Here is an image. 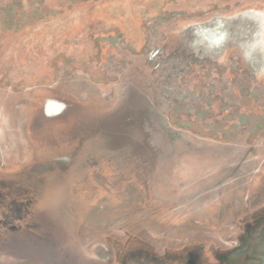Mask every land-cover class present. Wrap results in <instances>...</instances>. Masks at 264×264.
Wrapping results in <instances>:
<instances>
[{"label": "water", "instance_id": "95a60500", "mask_svg": "<svg viewBox=\"0 0 264 264\" xmlns=\"http://www.w3.org/2000/svg\"><path fill=\"white\" fill-rule=\"evenodd\" d=\"M263 73L264 0H223L105 73L17 98L0 83V264L241 263L264 148L168 114L173 80Z\"/></svg>", "mask_w": 264, "mask_h": 264}, {"label": "rangeland", "instance_id": "374dc122", "mask_svg": "<svg viewBox=\"0 0 264 264\" xmlns=\"http://www.w3.org/2000/svg\"><path fill=\"white\" fill-rule=\"evenodd\" d=\"M12 98L105 73L223 0H0ZM168 116L234 153L264 148L259 78L173 80Z\"/></svg>", "mask_w": 264, "mask_h": 264}, {"label": "flooded vegetation", "instance_id": "af4514ba", "mask_svg": "<svg viewBox=\"0 0 264 264\" xmlns=\"http://www.w3.org/2000/svg\"><path fill=\"white\" fill-rule=\"evenodd\" d=\"M255 233V231H254ZM264 235V226L260 227L259 230L253 234L250 231V237L248 240L243 241L241 248L236 251L234 258L240 259L239 264H253L254 263V250L258 242V238Z\"/></svg>", "mask_w": 264, "mask_h": 264}]
</instances>
